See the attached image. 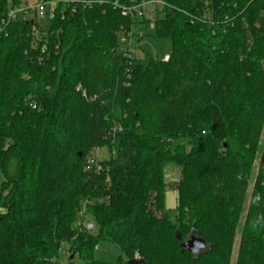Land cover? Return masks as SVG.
I'll return each mask as SVG.
<instances>
[{
	"label": "trees",
	"instance_id": "trees-1",
	"mask_svg": "<svg viewBox=\"0 0 264 264\" xmlns=\"http://www.w3.org/2000/svg\"><path fill=\"white\" fill-rule=\"evenodd\" d=\"M113 1L57 12L40 63L30 23L0 39V264H103L100 241L120 248L117 264H230L237 232L235 264H264V0H162L141 38L167 39L165 61L118 52V32L146 21ZM101 147L114 154L85 172ZM169 163L180 167L174 219ZM81 209L97 234L77 223ZM192 233L207 250L181 248Z\"/></svg>",
	"mask_w": 264,
	"mask_h": 264
},
{
	"label": "built area",
	"instance_id": "built-area-1",
	"mask_svg": "<svg viewBox=\"0 0 264 264\" xmlns=\"http://www.w3.org/2000/svg\"><path fill=\"white\" fill-rule=\"evenodd\" d=\"M106 0H37L32 6H25V0H19L17 5L13 4V0H6V10L0 15V39L8 35V28L12 22L30 23V30L27 36L31 40L32 49L39 50L37 55V61L40 63L43 60V54L47 52L49 47L48 33L51 27V22L59 12L60 18L63 19L66 13H76L79 10L89 9L93 4H103ZM22 4V6H20ZM114 9H118L122 16L136 19L145 20V26L149 30L154 27V19L159 16L164 3L162 0H127L126 3H120L118 0H114L112 3ZM34 13L35 17L32 19L27 18V14ZM21 14V16H20ZM143 24H139L136 27L127 28L124 27L118 32L119 50L123 56L132 58L135 56L133 50L137 48L136 43L141 41V37L144 34L142 27ZM140 37V39H138ZM54 48H57V44H54ZM168 54L163 56V61L167 60ZM129 69L126 70L128 72ZM76 90L80 91L83 96H86V90L77 85ZM32 108H35V103H30ZM121 127L114 125L110 129V134L114 137L115 133L119 131ZM99 148H94L87 156L83 170L87 173L98 175L103 171V165L96 156V152ZM109 156L114 154V151H110ZM92 153L94 154L92 156ZM108 181V178L105 180Z\"/></svg>",
	"mask_w": 264,
	"mask_h": 264
},
{
	"label": "rangeland",
	"instance_id": "rangeland-1",
	"mask_svg": "<svg viewBox=\"0 0 264 264\" xmlns=\"http://www.w3.org/2000/svg\"><path fill=\"white\" fill-rule=\"evenodd\" d=\"M26 1V5L25 6H32L36 3L37 0H25ZM22 6V4L20 5ZM21 16V14H20ZM162 14L159 15V17H161ZM35 17L34 13H30L27 14V18L32 19ZM141 30H144V33H146L145 35H149L151 33V30L148 29L147 26H142L139 27ZM117 31H115V35ZM151 36V35H150ZM150 36H146L144 37V39H146L142 45H141V50L140 49H134L133 52L135 55L137 56H141L143 53H147L148 56H150L153 59H163L164 54L169 53L170 51V42L167 39H156V38H152ZM143 39V38H142ZM264 139V128H263V132H262V137H261V141ZM109 149L107 147H101L97 150L96 152V156L98 157V159L100 161H105L109 159ZM94 154L92 153V156ZM259 163H260V156H259V152L256 155V158L254 160V164H253V170H252V174L250 175L249 178V186H248V190H247V196H248V200L249 197L252 193L254 184H255V176L256 173L258 172V167H259ZM163 178H164V182L166 183V198H167V204L170 201V194L172 193L174 195V205L171 207V209L166 208V210L168 211L170 217L172 219H174L175 216V207L177 205V192L174 189V186L176 184V182L179 180L180 178V167L174 165V164H166L163 168ZM3 181V176L0 172V185ZM4 195V192L2 193V196ZM248 205V204H247ZM5 210L4 206L0 205V214L3 213ZM84 214L83 209H81V211L79 212V214H77V223L81 224V226L85 229L87 228V231L90 235H95L97 234V225L94 222V220L92 219V217L88 214ZM81 215V217L79 216ZM80 218H83L82 220ZM238 241H239V232L236 233L235 235V239H234V245H233V250H232V254H231V259H230V264H235V260H236V254H237V246H238ZM63 250H62V261L65 260V256H64V252H70L68 245L64 244L63 245ZM67 250V251H66ZM73 256V254H72ZM93 256L94 259L97 261L102 262L103 264H117V262H124L126 260L124 254L122 253V251L120 250V248L114 244L105 242V241H100L96 247L93 250Z\"/></svg>",
	"mask_w": 264,
	"mask_h": 264
},
{
	"label": "water",
	"instance_id": "water-1",
	"mask_svg": "<svg viewBox=\"0 0 264 264\" xmlns=\"http://www.w3.org/2000/svg\"><path fill=\"white\" fill-rule=\"evenodd\" d=\"M78 155L80 156V153ZM180 246L182 249L187 250L193 255H197L201 251L208 249V245L206 244V242L195 233L189 235ZM127 264H146V262L143 259L133 258L127 260Z\"/></svg>",
	"mask_w": 264,
	"mask_h": 264
},
{
	"label": "crops",
	"instance_id": "crops-1",
	"mask_svg": "<svg viewBox=\"0 0 264 264\" xmlns=\"http://www.w3.org/2000/svg\"><path fill=\"white\" fill-rule=\"evenodd\" d=\"M146 39H141V41L140 42H138V43H136L135 44V46L137 47L136 49H140L141 50V45H142V43L145 41ZM166 54H168V53H166ZM166 54H164V55H166ZM174 195L171 193L170 194V201H169V203L167 204V198H166V195H165V207L166 208H169V209H171V207L174 205Z\"/></svg>",
	"mask_w": 264,
	"mask_h": 264
}]
</instances>
